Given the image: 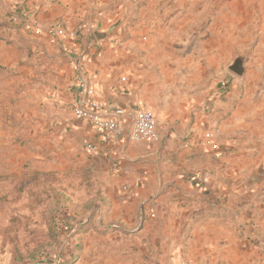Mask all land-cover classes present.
Wrapping results in <instances>:
<instances>
[{
	"label": "crops",
	"instance_id": "1",
	"mask_svg": "<svg viewBox=\"0 0 264 264\" xmlns=\"http://www.w3.org/2000/svg\"><path fill=\"white\" fill-rule=\"evenodd\" d=\"M216 3L0 0V65L23 86L26 149L49 169L92 168L104 190L82 218L86 243L68 264H260L264 203L260 168L249 159L260 148L225 90L233 74L194 68L193 46L222 14ZM56 25L76 38L55 36ZM98 25L114 28L101 42L93 34ZM76 59L106 110L125 111L122 137L73 115ZM140 107L158 121L159 141L129 138ZM206 140L218 147L201 146Z\"/></svg>",
	"mask_w": 264,
	"mask_h": 264
},
{
	"label": "rangeland",
	"instance_id": "2",
	"mask_svg": "<svg viewBox=\"0 0 264 264\" xmlns=\"http://www.w3.org/2000/svg\"><path fill=\"white\" fill-rule=\"evenodd\" d=\"M216 4L223 5L222 14L216 27L203 29L193 46L198 56L194 68L217 70L218 76L222 70L233 74L225 90L232 92L240 119H247L250 143L260 148L249 159L250 166L260 168L264 203V0ZM245 53L246 71L238 77L229 65ZM10 71L0 65V264H64L86 243L82 218L102 200L101 179L89 167L49 169L41 158H33L19 136L24 126L23 86ZM261 240L260 264H264V237Z\"/></svg>",
	"mask_w": 264,
	"mask_h": 264
},
{
	"label": "built area",
	"instance_id": "3",
	"mask_svg": "<svg viewBox=\"0 0 264 264\" xmlns=\"http://www.w3.org/2000/svg\"><path fill=\"white\" fill-rule=\"evenodd\" d=\"M12 20L16 22L19 18L15 16ZM33 25V22L25 20L27 28L32 29ZM35 33L39 34L40 30L36 29ZM67 33L71 38H76L74 31L66 32L59 25L54 26L53 34L55 36H65ZM73 68L75 70L76 84L80 92V97L72 103V111L75 118H85L107 134L122 137L124 135L122 121L124 120L125 111L122 108H118L113 112H108L106 110V102L99 96V91L87 76L79 59L73 61ZM118 80L123 85L126 83L127 78L123 75ZM129 138L135 142L145 140L157 142L161 139L160 126L152 111L145 107H140L135 111L130 123ZM84 146L91 152H97L98 150V147L88 140L84 141ZM201 146L217 148L218 144L214 140H206L201 142ZM180 264L192 263L182 260Z\"/></svg>",
	"mask_w": 264,
	"mask_h": 264
},
{
	"label": "water",
	"instance_id": "4",
	"mask_svg": "<svg viewBox=\"0 0 264 264\" xmlns=\"http://www.w3.org/2000/svg\"><path fill=\"white\" fill-rule=\"evenodd\" d=\"M114 31V28H109L106 30H103L100 25H98L94 30L93 34L96 40L98 41H104L112 32ZM248 58V53L241 54L237 56L234 61L229 65V70L236 74L237 76H243L246 68H245V61Z\"/></svg>",
	"mask_w": 264,
	"mask_h": 264
},
{
	"label": "trees",
	"instance_id": "5",
	"mask_svg": "<svg viewBox=\"0 0 264 264\" xmlns=\"http://www.w3.org/2000/svg\"><path fill=\"white\" fill-rule=\"evenodd\" d=\"M71 225V224H70ZM70 262V261H69ZM69 262H66V263H64V264H68Z\"/></svg>",
	"mask_w": 264,
	"mask_h": 264
}]
</instances>
